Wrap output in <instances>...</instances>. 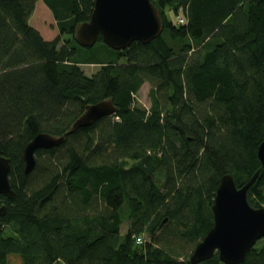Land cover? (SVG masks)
Here are the masks:
<instances>
[{
	"label": "trees",
	"instance_id": "16d2710c",
	"mask_svg": "<svg viewBox=\"0 0 264 264\" xmlns=\"http://www.w3.org/2000/svg\"><path fill=\"white\" fill-rule=\"evenodd\" d=\"M37 1L57 31L50 39L29 24ZM152 3L161 34L121 51L98 36L112 54L102 60L88 56L95 43L74 38L94 0H0V155L13 191L0 195V264H189L223 174L241 186L259 170L247 201L264 204V0ZM166 7L183 23L167 20ZM83 64L99 68L86 75ZM146 82L148 109L135 98ZM107 99L113 115L37 150L24 173L35 135L61 136ZM134 234L147 240L136 245ZM261 240L242 264H264ZM200 264L222 263L214 254Z\"/></svg>",
	"mask_w": 264,
	"mask_h": 264
},
{
	"label": "water",
	"instance_id": "95a60500",
	"mask_svg": "<svg viewBox=\"0 0 264 264\" xmlns=\"http://www.w3.org/2000/svg\"><path fill=\"white\" fill-rule=\"evenodd\" d=\"M162 28L160 12L152 0H94L89 19L78 25L74 38L80 46L88 47L100 36L107 47L121 51L134 41L149 43L161 34ZM115 112L111 100H102L87 105L65 134L35 135L22 151L24 173L33 170L37 150L57 147L63 143L66 134ZM256 155L264 168V141L258 145ZM9 169V159L0 155V195L7 199L13 196ZM258 176L259 170L241 186H236L228 173L220 177L211 206L212 226L193 249L189 264H200L214 254L222 264H242L257 241L264 239V208H254L247 201V191ZM5 213L6 206L0 205V218Z\"/></svg>",
	"mask_w": 264,
	"mask_h": 264
},
{
	"label": "rangeland",
	"instance_id": "374dc122",
	"mask_svg": "<svg viewBox=\"0 0 264 264\" xmlns=\"http://www.w3.org/2000/svg\"><path fill=\"white\" fill-rule=\"evenodd\" d=\"M42 7H43V4L41 3V1H37L35 4L34 13L29 20V24L33 28H35L37 31H39L42 37H44L45 39H50L51 37L57 34V31L56 29L53 28L51 14L48 12V10L45 7L43 8ZM41 9H45L46 11L42 12ZM163 12L167 20L175 22L176 24H178V19L182 18L180 10L175 13L172 9H170L169 7H166ZM89 52H91V54L88 55L89 57L99 58L102 60H104L106 56H108V59H109L112 55L111 52L107 51L102 46L101 43H95L94 46L91 49H89ZM80 68L83 70L84 74L91 75L98 70L99 66L95 64H83V65H80ZM149 89H150V85L147 82L142 84V86L140 87L135 97L137 104L146 109H148L151 104V99L149 97ZM261 207L264 208V204H262ZM128 228H129V221L126 220L120 226V229H119L120 235L124 236ZM141 235L144 241H146L147 240L146 235H143V234ZM262 241L263 240H261V242ZM256 244H259V241ZM10 262L11 264H18V260L15 257H11ZM55 264H62V262L58 261Z\"/></svg>",
	"mask_w": 264,
	"mask_h": 264
},
{
	"label": "built area",
	"instance_id": "2783aa9c",
	"mask_svg": "<svg viewBox=\"0 0 264 264\" xmlns=\"http://www.w3.org/2000/svg\"><path fill=\"white\" fill-rule=\"evenodd\" d=\"M183 21H184L183 17L182 18H179L178 19V24L183 23ZM132 239H133V241H134V243L136 245H141L143 243L142 236H140V235L134 234V235H132Z\"/></svg>",
	"mask_w": 264,
	"mask_h": 264
}]
</instances>
